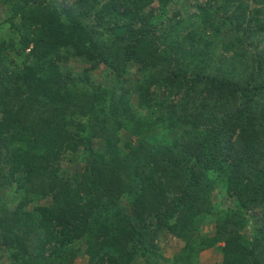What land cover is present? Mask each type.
<instances>
[{"label":"trees","instance_id":"1","mask_svg":"<svg viewBox=\"0 0 264 264\" xmlns=\"http://www.w3.org/2000/svg\"><path fill=\"white\" fill-rule=\"evenodd\" d=\"M254 1L185 10L233 25L237 79L203 73L214 58L196 31L154 36L167 9L186 28L175 0H0V264H199L209 248L215 264H264V53L243 49L264 31ZM157 128L180 132L158 142ZM164 236L183 244L167 254Z\"/></svg>","mask_w":264,"mask_h":264},{"label":"rangeland","instance_id":"2","mask_svg":"<svg viewBox=\"0 0 264 264\" xmlns=\"http://www.w3.org/2000/svg\"><path fill=\"white\" fill-rule=\"evenodd\" d=\"M189 0H175V5H173V10H177V8L181 9V18L185 20L183 23H188L186 24V28L181 31V32H176L174 29L178 30L179 27L173 26L174 21H162L163 18L165 17H170L171 12L167 9L164 14L156 15L158 16L157 18L154 19L153 22H155L157 25L153 27V34L154 36H158L159 38L164 36L165 34H168L170 36V40L175 41V39H178L182 41L183 36L186 32L190 30H194L193 32L196 31L198 35H201L203 39L207 42L206 47H209V52H212V58L214 60L207 64L206 68L203 69V73L206 75H211L215 73H219L220 75L225 74L228 77L234 76V78H237V74L239 72H234L235 70H240L238 68H235L234 64H237L241 68L245 66L243 64V60L240 56V53L238 51V47L233 45L231 43L230 38L232 35L236 32L233 28V25H229L227 23H221L219 26L216 25V21L218 18H221L222 16L217 10L215 11L214 9L211 10V16L212 20L210 23L204 24L200 21L199 17L191 18L189 17L185 10L187 9L186 6H188ZM247 4H249V8H254V7H261V4H258L257 1L255 2L254 0H244ZM150 6H157L156 2H153L150 4ZM264 10V9H263ZM2 16L4 15V10H2ZM228 11V13H227ZM224 14L226 16L229 14L231 11L227 10ZM1 16V15H0ZM259 16V21L262 23L264 22V15L263 14H258ZM162 18V19H161ZM191 20L190 23L187 20ZM235 24V23H234ZM182 26V25H181ZM174 28V29H173ZM263 30V29H262ZM178 33V34H177ZM181 33L180 37L178 35ZM255 39L249 41V39H246V43L243 47V49H247V56L254 54L257 55L262 51L264 53V31H261L259 35L257 33L254 34ZM261 38V39H260ZM241 49V48H239ZM181 54L186 55V63L185 64L193 68L195 62L192 60V56L190 52L184 51L181 52ZM179 56V55H178ZM222 57H225L226 60L223 63H220V59ZM69 66H71L74 70H81V67L78 63L74 61H70ZM254 67V64L252 65H246L247 70H242L244 76L240 79L248 78L249 75H246L248 72H252V69ZM103 70V66H100L98 70H96V74H100L99 72ZM238 79V78H237ZM180 132V129L174 130L172 133L167 132V131H161L160 129H155L153 133L155 134V139L158 140V142H166L169 137H177ZM132 139H135V137L132 136ZM6 152L3 150L1 157L5 158L6 157ZM4 165V163H2ZM220 191L214 190L212 192V200L214 202L221 203L220 204H229L230 201L226 197H222L219 194ZM220 200V201H219ZM258 210H252L249 213V217L251 218L252 222L254 223V220L256 216L258 215ZM255 224V223H254ZM201 231L204 234L211 235L215 231V226L213 222H209L206 224H203L201 226ZM251 231V226L245 225L243 226V229L241 230L242 234L248 235ZM161 249L165 251L167 254H171L172 252H176L179 250V248L182 246L183 242L180 239H177L175 237L173 238H168L167 236L162 237L160 241ZM219 254L218 251L214 250L213 248H209L206 250H203L199 254V264H215L218 259H219ZM86 256L85 255H80L76 257L75 264H86Z\"/></svg>","mask_w":264,"mask_h":264}]
</instances>
